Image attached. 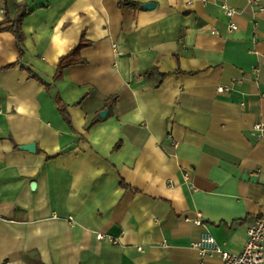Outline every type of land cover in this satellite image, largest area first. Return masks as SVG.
I'll return each instance as SVG.
<instances>
[{
	"label": "crops",
	"instance_id": "obj_1",
	"mask_svg": "<svg viewBox=\"0 0 264 264\" xmlns=\"http://www.w3.org/2000/svg\"><path fill=\"white\" fill-rule=\"evenodd\" d=\"M118 1L0 0V264H222L193 243L239 252L264 214V12ZM18 5L21 55L3 23ZM82 35L84 62L54 80Z\"/></svg>",
	"mask_w": 264,
	"mask_h": 264
},
{
	"label": "built area",
	"instance_id": "obj_2",
	"mask_svg": "<svg viewBox=\"0 0 264 264\" xmlns=\"http://www.w3.org/2000/svg\"><path fill=\"white\" fill-rule=\"evenodd\" d=\"M205 1V0H201ZM257 4V11L264 12V0H252ZM224 14L228 20V31L234 32L237 29V25L233 20V16L236 11L226 5H222ZM253 74H258V67L253 68ZM217 92H223L229 90L228 86H217ZM1 112V109H0ZM253 132L257 137H263L264 135V122L255 123L252 127ZM183 176L186 179L188 172L184 171ZM71 219V218H69ZM192 223L196 225L202 224L201 215L198 214ZM247 237L245 244L241 251L231 252L223 249L214 239L209 232H203L200 235L198 241L193 243V247L196 249L198 256L203 258L218 254L221 257L222 264H263L264 262V214L256 217L254 221L249 225L246 230ZM102 234H97V238H102Z\"/></svg>",
	"mask_w": 264,
	"mask_h": 264
},
{
	"label": "trees",
	"instance_id": "obj_3",
	"mask_svg": "<svg viewBox=\"0 0 264 264\" xmlns=\"http://www.w3.org/2000/svg\"><path fill=\"white\" fill-rule=\"evenodd\" d=\"M3 1H5V0H3ZM118 6L137 9V8H140L141 3L133 1V0H119ZM4 14L5 15H4L3 23L8 24L4 28L7 29L8 31H10L15 36L17 46H18V50H19V55H21L22 54L21 45H22L23 40H24V35L22 32V28H21V21H22L23 17L28 14L26 6L25 5H18L17 11L13 17L9 16L7 9H5ZM88 45H89V42L87 40H85L84 36L82 35L79 42L75 46H73L69 50L68 53L59 57L58 62H57V66H56V72L53 76V79L54 80L59 79L62 75L64 68L69 67L70 65H73V64L82 63V61L84 62L83 58H81V56H80V52L84 47H86ZM153 72H155V69H150V70L145 71V74H151ZM114 100H115V97L113 96L111 99L106 101V105L108 107H110L112 105V103L114 102ZM56 104H57L58 111L60 112L62 118L69 124L70 118H69V115L66 111L65 105L63 104V102L58 97L56 98ZM98 120H99V118L92 120L89 123V126L94 124Z\"/></svg>",
	"mask_w": 264,
	"mask_h": 264
},
{
	"label": "water",
	"instance_id": "obj_4",
	"mask_svg": "<svg viewBox=\"0 0 264 264\" xmlns=\"http://www.w3.org/2000/svg\"><path fill=\"white\" fill-rule=\"evenodd\" d=\"M154 6L155 5H154L153 2H145V3L141 4V7L144 8V9H152ZM107 112H108V110L106 108L102 109L101 111H99L98 116L101 117V118H104L107 115ZM72 147H73V145H68L63 150L67 151V150H70ZM19 148L23 149V150H27V151L33 152L34 149H35V144L30 142V144L27 143V144L20 145ZM31 187L32 188L34 187V183L31 184Z\"/></svg>",
	"mask_w": 264,
	"mask_h": 264
}]
</instances>
